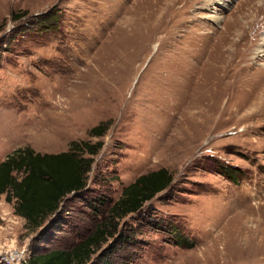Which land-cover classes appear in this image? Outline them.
Returning a JSON list of instances; mask_svg holds the SVG:
<instances>
[{"label":"rangeland","instance_id":"obj_1","mask_svg":"<svg viewBox=\"0 0 264 264\" xmlns=\"http://www.w3.org/2000/svg\"><path fill=\"white\" fill-rule=\"evenodd\" d=\"M0 25V161L102 143L83 195L39 229L0 196V264L105 221L86 264H264V0H0ZM162 167L170 187L109 220Z\"/></svg>","mask_w":264,"mask_h":264},{"label":"trees","instance_id":"obj_2","mask_svg":"<svg viewBox=\"0 0 264 264\" xmlns=\"http://www.w3.org/2000/svg\"><path fill=\"white\" fill-rule=\"evenodd\" d=\"M108 128V121H103L93 126L89 134L101 136ZM101 146V142L72 141L68 150L57 153L18 148L0 161V196L5 194L6 201L13 203L14 214L23 218L31 230H37L54 220L68 195H83L93 156ZM172 180L171 172L164 167L139 175L122 188L108 209L109 220L140 211L147 201L168 189ZM96 201L100 206L104 203ZM109 228L107 221L101 222L70 249L33 251L27 264H86L106 242Z\"/></svg>","mask_w":264,"mask_h":264},{"label":"built area","instance_id":"obj_3","mask_svg":"<svg viewBox=\"0 0 264 264\" xmlns=\"http://www.w3.org/2000/svg\"><path fill=\"white\" fill-rule=\"evenodd\" d=\"M1 259L5 264H27L28 260V258L26 259L23 251L21 252L16 249L4 253L1 256Z\"/></svg>","mask_w":264,"mask_h":264},{"label":"bare ground","instance_id":"obj_4","mask_svg":"<svg viewBox=\"0 0 264 264\" xmlns=\"http://www.w3.org/2000/svg\"><path fill=\"white\" fill-rule=\"evenodd\" d=\"M217 1V0H216ZM156 2V1H155ZM153 10H154V6H153ZM156 10V9H155ZM152 12H154V14L156 15V13L157 12H155V11H152ZM217 19V18H216ZM216 19H213L214 21H216ZM146 36H147V34H146ZM149 36V35H148ZM128 45V44H127ZM125 46V45H124ZM133 46V45H132ZM129 49L130 47H126V49ZM131 49V48H130ZM128 51V50H127ZM132 52V51H131ZM122 53V52H121ZM125 53V52H124ZM128 54H129V52H127ZM232 53V52H231ZM229 55V54H228ZM116 56V55H115ZM123 57V56H122ZM128 57V56H127ZM228 57V56H227ZM228 60V59H227ZM209 61V60H208ZM220 62V58H219V61H218V63H217V66L216 67H214L215 68V72L217 73V71L216 70H218V67H219V69H221L222 68V64H223V61L221 60V63H219ZM230 62V61H229ZM229 62H227V63H229ZM116 67V66H115ZM114 67V68H115ZM211 67V66H210ZM118 68H116V70H117ZM120 70V69H119ZM119 70H117V71H119ZM214 70V69H213ZM212 72V71H211ZM214 72V71H213ZM209 75V74H208ZM213 78V77H212ZM218 79H219V77H218ZM210 80V79H209ZM212 80V79H211ZM215 81V80H214ZM218 81V80H217ZM210 85H213V83L212 82H210V84L208 85V86H210ZM213 87V86H212ZM209 88H211V87H209ZM212 90H214V89H212ZM206 91H208V90H206Z\"/></svg>","mask_w":264,"mask_h":264}]
</instances>
